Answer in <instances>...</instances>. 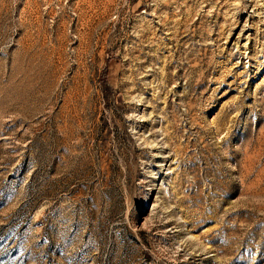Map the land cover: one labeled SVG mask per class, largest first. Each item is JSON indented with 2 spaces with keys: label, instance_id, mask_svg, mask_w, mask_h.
I'll return each mask as SVG.
<instances>
[{
  "label": "rangeland",
  "instance_id": "rangeland-1",
  "mask_svg": "<svg viewBox=\"0 0 264 264\" xmlns=\"http://www.w3.org/2000/svg\"><path fill=\"white\" fill-rule=\"evenodd\" d=\"M0 264H264V0H0Z\"/></svg>",
  "mask_w": 264,
  "mask_h": 264
}]
</instances>
